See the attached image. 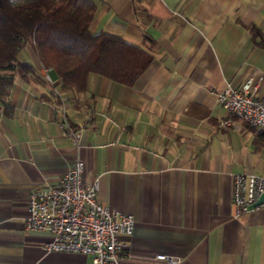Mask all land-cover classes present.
Listing matches in <instances>:
<instances>
[{
	"label": "crops",
	"instance_id": "0c3cea01",
	"mask_svg": "<svg viewBox=\"0 0 264 264\" xmlns=\"http://www.w3.org/2000/svg\"><path fill=\"white\" fill-rule=\"evenodd\" d=\"M93 2L90 30L152 43V61L131 86L90 74L76 93L20 50L34 73H15L0 105V264H91L25 228L30 191L77 160L98 202L135 220L126 264H264V207L235 216L231 195L235 174L264 178V129L217 100L249 77L264 98V0Z\"/></svg>",
	"mask_w": 264,
	"mask_h": 264
},
{
	"label": "trees",
	"instance_id": "16d2710c",
	"mask_svg": "<svg viewBox=\"0 0 264 264\" xmlns=\"http://www.w3.org/2000/svg\"><path fill=\"white\" fill-rule=\"evenodd\" d=\"M94 11L93 0H0V105L15 73H34L18 57L27 44L58 75L62 91L84 92L90 74L133 85L152 61V43L92 32Z\"/></svg>",
	"mask_w": 264,
	"mask_h": 264
},
{
	"label": "built area",
	"instance_id": "2783aa9c",
	"mask_svg": "<svg viewBox=\"0 0 264 264\" xmlns=\"http://www.w3.org/2000/svg\"><path fill=\"white\" fill-rule=\"evenodd\" d=\"M46 80L51 82L49 76ZM220 106L229 117H237L250 127L264 129V98L256 95L252 77L240 90L227 85L218 95ZM229 119L222 122L228 125ZM74 141L78 134L68 130ZM84 162L77 160L57 183L46 188H33L26 201L25 228L46 231L48 251L87 254L91 264H126L127 244L122 237H130L135 220L131 214L119 213L97 200L98 181L83 178ZM264 178L256 174H235L232 180L234 215L253 208L264 207ZM157 260L176 264L179 259L158 254Z\"/></svg>",
	"mask_w": 264,
	"mask_h": 264
},
{
	"label": "water",
	"instance_id": "95a60500",
	"mask_svg": "<svg viewBox=\"0 0 264 264\" xmlns=\"http://www.w3.org/2000/svg\"><path fill=\"white\" fill-rule=\"evenodd\" d=\"M264 198V194L260 196V198L256 201V203L260 202Z\"/></svg>",
	"mask_w": 264,
	"mask_h": 264
}]
</instances>
